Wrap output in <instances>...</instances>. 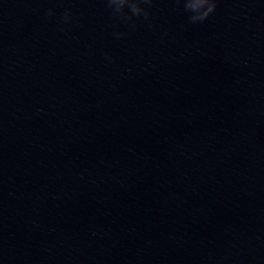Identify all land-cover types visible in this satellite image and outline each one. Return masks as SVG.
Returning a JSON list of instances; mask_svg holds the SVG:
<instances>
[{"label": "clouds", "instance_id": "1", "mask_svg": "<svg viewBox=\"0 0 264 264\" xmlns=\"http://www.w3.org/2000/svg\"><path fill=\"white\" fill-rule=\"evenodd\" d=\"M154 0H105L107 6L111 9V15L118 17V21L128 25L130 28L136 27V20L134 17H143L144 21H148L150 12L146 5L150 7ZM177 3L183 4L185 12L189 13L188 19L190 23H202L208 19V17L214 14L217 10L220 0H176ZM47 15L54 14L53 9L47 10ZM72 18L70 9H66L64 12L63 20L68 23ZM117 39L126 35L124 32L114 33ZM106 59H111L107 57Z\"/></svg>", "mask_w": 264, "mask_h": 264}]
</instances>
